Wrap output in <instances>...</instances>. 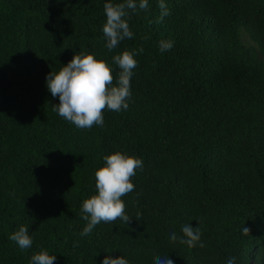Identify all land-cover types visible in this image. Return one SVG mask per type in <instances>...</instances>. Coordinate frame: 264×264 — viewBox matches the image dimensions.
I'll return each instance as SVG.
<instances>
[{"label":"trees","instance_id":"trees-1","mask_svg":"<svg viewBox=\"0 0 264 264\" xmlns=\"http://www.w3.org/2000/svg\"><path fill=\"white\" fill-rule=\"evenodd\" d=\"M106 2L122 0H0V264L41 250L55 264H264V0H164L163 20L148 0L128 10L134 38L112 51ZM162 40L173 48L161 53ZM141 48L126 111L77 129L52 110L46 76L76 52L116 77L112 57ZM117 151L143 161L122 197L132 219L82 237L95 170ZM185 224L199 225L203 248L170 241ZM21 225L27 249L9 239Z\"/></svg>","mask_w":264,"mask_h":264},{"label":"clouds","instance_id":"clouds-1","mask_svg":"<svg viewBox=\"0 0 264 264\" xmlns=\"http://www.w3.org/2000/svg\"><path fill=\"white\" fill-rule=\"evenodd\" d=\"M161 20L169 15V10L164 0H159ZM148 9V0H122V2H106L103 6L106 22L102 31L109 51L115 49L125 39H133L134 33L130 28L126 17L129 11L136 12ZM147 39V37H142ZM174 46L171 40L160 41L161 53L170 51ZM143 52L124 50L114 55L112 62L119 68L118 75L114 77L113 69L108 62L97 59L87 50L76 52L72 59L59 69L50 71L46 76V86L51 95L58 97L59 103L53 104L52 110L60 117L74 125L77 129H91L94 126H104L105 111L121 112L129 108L132 98L131 77L133 70L138 66L135 56ZM104 165L95 170V193L82 202V219L86 225L80 232V236H87L100 223H111L119 219L128 223L132 217L126 213V205L122 197L133 192L135 185L132 177L137 169H142L143 161L135 156L122 152H114L103 157ZM137 221L142 219V214L137 212ZM249 229L243 227V234H249ZM182 236L175 232L170 233L172 243L177 241L188 247H204L201 240V229L191 224L181 226ZM20 249L32 246L33 239L29 235L28 227L21 225L17 231L10 235ZM55 254L50 255L47 250H41L32 255L30 264H55ZM101 264H129L123 256L113 258L105 256ZM154 264H174L167 257H155ZM226 264H235V258H229Z\"/></svg>","mask_w":264,"mask_h":264}]
</instances>
